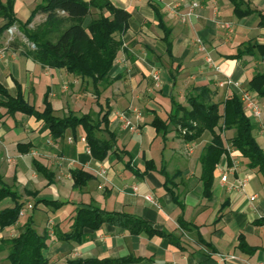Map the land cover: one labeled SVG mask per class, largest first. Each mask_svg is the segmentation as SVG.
I'll return each mask as SVG.
<instances>
[{
	"label": "crops",
	"instance_id": "0c3cea01",
	"mask_svg": "<svg viewBox=\"0 0 264 264\" xmlns=\"http://www.w3.org/2000/svg\"><path fill=\"white\" fill-rule=\"evenodd\" d=\"M109 1L126 10L130 18L128 30L121 36L122 49L109 73L110 84L96 91L89 81L63 69L43 67L24 53L25 38L19 25L29 19L42 0H14L17 23L9 28L11 36L5 31L0 39V50H4L0 86L12 98L22 95L38 112L49 104L57 118L73 113L98 120L101 110H110L108 131L115 134L118 151L97 162L87 153V143L80 141L85 138L81 128L76 129L75 138L69 130L58 142L50 138L48 125L33 116H4L0 123V179L16 192L25 214L14 225L0 228V264H9L5 242L19 235L29 216L36 232L48 237L44 254L49 264L129 257L137 261L127 264H221L218 255L235 256V261L225 264H264V226L257 224L264 218V177L225 144L226 152L214 171L211 195L206 199L199 161L209 134L184 143L175 132L161 139L151 126L155 116L167 119L173 102L185 105L188 93L199 85L215 90L219 101L239 96L240 91L248 92L264 119V99L255 98L247 89L255 74H264V57H235L250 43L264 45V26H259L264 19V0H246L262 18L256 13L242 19L232 14L227 0ZM191 3L200 7L184 22L168 8L177 4L182 14ZM151 4L158 5L166 32L159 26V16ZM44 20L45 15L38 14L28 28ZM229 23L233 25L232 33L225 28ZM2 24L0 20V27ZM196 39L203 42L217 70L206 64ZM227 80L234 86H220ZM0 112L4 114L3 109ZM123 116L129 119V126ZM250 120L256 127L254 138L264 150V125L260 127ZM25 145L30 146L27 152ZM35 163L51 174L50 183ZM76 169L93 177L81 190L72 188L71 172ZM101 170L105 172L103 177L97 175ZM146 195L154 204L144 200ZM253 195L255 199L250 201ZM39 199L66 204L55 210L43 204L34 210L26 208ZM89 205L141 218L162 235L131 234L117 222L85 231L80 244L57 239L70 231L76 208ZM12 207L9 198L0 203V211ZM47 212L55 218H48L40 227L36 214Z\"/></svg>",
	"mask_w": 264,
	"mask_h": 264
},
{
	"label": "trees",
	"instance_id": "16d2710c",
	"mask_svg": "<svg viewBox=\"0 0 264 264\" xmlns=\"http://www.w3.org/2000/svg\"><path fill=\"white\" fill-rule=\"evenodd\" d=\"M232 6V14L242 19L258 13L252 9L246 0H227ZM14 0H0V39L5 31L17 23L13 14ZM158 17L159 26L165 30L166 26L159 15L157 4H151ZM38 14L45 15V20L37 27L30 29L28 25ZM130 14L123 8L115 7L109 0H42L31 13L29 19L20 24L19 30L28 45L23 44L24 53L34 62L50 69H63L68 74L82 81L92 83L94 90L106 88L110 84L109 73L113 67L117 54L122 49L121 36L128 30ZM259 26H264V19ZM168 37V32L164 39ZM167 52L171 51V44L167 40ZM264 57V45L250 43L235 55ZM248 91L255 98L264 99V74L257 73L248 82ZM95 91V92H96ZM217 92L208 85H199L191 89L185 98V105L172 103L173 111L166 120L155 116L151 126L157 136L165 140L170 132L183 140L192 143L199 140L203 134L210 136L200 156V181L203 185V197L209 199L211 195L214 171L226 152L225 144H229L241 157L246 160L250 169H256L264 177V150L257 144L253 132L255 125L246 114L244 104L239 96L226 97L217 100ZM0 123L4 116L12 117L16 113L33 116L48 125L50 138L62 142L66 131H71L73 138L77 128L85 134L89 146L90 156L97 162H102L112 154H117L116 136L108 131V116L110 110H101L98 120L90 115L67 116L57 118L46 103L42 112L23 100L22 95L10 97L8 92L0 86ZM30 148L25 145V151ZM38 172L51 182V174L35 163ZM166 176V175H165ZM72 188L81 190L93 179L89 172L76 169L71 172ZM172 182L169 180L168 183ZM165 186L168 188L167 184ZM11 199L12 208L0 211V228L14 225L19 220V212L24 204L19 203L16 192L2 183L0 179V203ZM43 204L51 209H59L65 202L47 199L36 200L32 210ZM129 230L131 234H146L147 236H161L162 232L152 229L141 218L128 214L112 213L92 205L77 207L72 218L70 231L60 234L57 239L80 244L85 239V231H96L105 223H117ZM257 224L264 226V218ZM47 235H39L32 217H28L19 235L6 241L8 247L7 261L9 264H49L45 257ZM240 246V245H239ZM137 259H75L66 264H127Z\"/></svg>",
	"mask_w": 264,
	"mask_h": 264
},
{
	"label": "built area",
	"instance_id": "2783aa9c",
	"mask_svg": "<svg viewBox=\"0 0 264 264\" xmlns=\"http://www.w3.org/2000/svg\"><path fill=\"white\" fill-rule=\"evenodd\" d=\"M178 6L179 5L174 4V5L169 6L168 8H169V10L172 13L176 14L179 17V19L181 21H183V22L188 20V19H190L193 16V11L200 7L197 3H191V5L188 8V11H186L185 13L181 14L177 10ZM225 28L228 31V33H232V30H233V25L232 24H230V23L226 24ZM7 33L11 36L13 32H12L11 29H8ZM196 44H197L198 50L202 53L206 64L208 66L212 67L213 69L217 70V67L214 65V61L209 56L208 51H207L206 47L204 46L203 42L200 39H196ZM3 52H4L3 49L0 50V60L3 59V57H4L3 56ZM153 79H154V81L156 83V86H157V84H158V76H157V74L153 75ZM225 84H227L228 86H234V85H232V82L229 81V80H227L225 83L224 82L220 83V86H223ZM239 97H240V100L242 101V103L244 104L247 116L250 119H252L253 121H255L260 127H263V125H264L263 115L261 113L259 105L254 100V98L248 92H244V91H240L239 92ZM123 121H125V125L126 126L130 125V121H129V119L127 117L123 116ZM68 141L70 142L71 139H68ZM80 141H82L84 143L86 142L84 137L80 138ZM86 151H87V153L90 154V150L88 148H87ZM104 173L105 172L103 170H101V171H99L97 173V175L99 177H103ZM254 199H255V196L253 195V196L250 197L249 200L253 201ZM144 200L149 202V203H151V204H154V201H153L152 197L149 196V195L144 196ZM26 208L31 209L32 205H27ZM24 214H25V209L22 208L20 210V212H19V217H22ZM51 226H52V223L49 221L48 222V227L51 228ZM218 257H219V262L221 264L229 263L231 261H235L236 260L235 256H233V255H218Z\"/></svg>",
	"mask_w": 264,
	"mask_h": 264
},
{
	"label": "rangeland",
	"instance_id": "374dc122",
	"mask_svg": "<svg viewBox=\"0 0 264 264\" xmlns=\"http://www.w3.org/2000/svg\"><path fill=\"white\" fill-rule=\"evenodd\" d=\"M25 41V45H28V42L26 41V40H24ZM94 102V101H93ZM88 104H91V100H89L88 101ZM94 106L95 107H97L96 106V104H94ZM70 132V131H69ZM207 134V133H206ZM53 213H37L36 214V220H37V223L40 225V227L42 226V224H44V222H45V220H47L48 218H51L52 220L55 218H53ZM36 229H37V227H36ZM38 230V229H37Z\"/></svg>",
	"mask_w": 264,
	"mask_h": 264
}]
</instances>
